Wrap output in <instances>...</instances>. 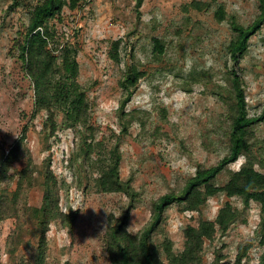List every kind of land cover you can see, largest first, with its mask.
<instances>
[{
    "label": "rangeland",
    "instance_id": "obj_1",
    "mask_svg": "<svg viewBox=\"0 0 264 264\" xmlns=\"http://www.w3.org/2000/svg\"><path fill=\"white\" fill-rule=\"evenodd\" d=\"M40 1L0 0V140L10 149L29 124L25 148L39 168L51 155L61 209L77 212L73 228L51 225L46 264H111L102 235L110 214L122 216L130 198L124 193L97 191L93 168L79 155L80 139L72 131L60 130L46 150L41 133L45 115L39 113L32 123L28 120L34 109V90L18 57V40L26 31L30 11ZM194 1L208 4V9L186 10ZM136 4L137 0H85L75 10L65 5L63 22L56 25L57 34L64 33L78 49L79 82L93 103L94 120L102 130L97 140L111 129L119 132L122 128L118 109L127 93L120 82L127 67L135 64L146 72L126 107L134 122L121 143V176L131 179L139 194L129 221V231L134 234L151 222L156 200L179 192L199 167L216 165L229 154L231 120L226 100L232 62L228 47L235 35L230 19L235 16L240 24L249 26L260 14L259 0H144L141 8ZM220 6L226 14L222 22L216 17ZM154 38L163 40L166 47L158 58ZM119 40L121 62L115 63L110 50ZM240 68L250 114L259 116L264 109V25L250 39ZM253 133L251 160L260 169L264 167V122ZM23 154L26 159L24 150ZM247 161L243 156L231 164L218 178V185H225L230 172ZM16 174L3 183L11 192L17 187ZM42 196L39 185L21 196L19 206H39ZM227 201L241 213L227 233L219 232L214 241L205 243L204 262L212 264L220 252L224 261L233 263L240 248L250 243L246 264L257 263L264 252L261 206L251 202L246 207L242 198L230 199L225 193L210 198L202 214L173 204L153 233L154 241L171 240L173 251L181 253L186 227L198 224L200 215L215 220ZM21 222L23 243L14 249L9 238L17 231V220L10 217L0 223V264H33L34 222L24 216Z\"/></svg>",
    "mask_w": 264,
    "mask_h": 264
},
{
    "label": "trees",
    "instance_id": "obj_2",
    "mask_svg": "<svg viewBox=\"0 0 264 264\" xmlns=\"http://www.w3.org/2000/svg\"><path fill=\"white\" fill-rule=\"evenodd\" d=\"M83 1L85 0H70L69 3L66 0L38 2L30 11L26 31L21 33L22 37L18 40V57L34 90V109L28 120L32 123L39 113L46 117L41 131L45 136V149H51L50 141L58 138L60 130L72 131L80 139L79 155L93 168L97 191L124 193L131 200L122 216L117 218L110 214L106 232L102 235L104 249L111 264H205V243L214 241L219 232L227 233L241 213L230 201L221 207L215 220H208L200 215L198 224L186 227L184 249L179 254L173 251L171 240L157 244L153 233L173 204L182 206L183 211L202 214L208 200L221 193H225L230 199L242 198L246 207L251 202L260 204L261 243L264 244V167L259 169L251 160L254 155L253 130L256 125L264 122V109L261 115L251 116L240 68L241 60L249 50L250 39L264 25V0H259L260 14L251 25L240 24L235 16L230 19L235 35L228 47L232 62L227 71L231 90L226 100L231 120L227 134L229 154L216 165L199 167L179 192L167 193L156 200L153 203L151 222L137 234L129 231V221L139 194L133 187L132 180H124L121 176V143L130 133L129 128L134 122L133 113L126 111V107L146 72L135 64L127 67L120 82L127 93L118 109L122 128L119 132L111 129L108 135L102 134L101 139L97 140L98 132L102 130L94 120L93 103L79 82L78 49L67 40L64 33L59 35L56 32V25L63 22L65 5L75 10L81 7ZM143 2L144 0H137V8H141ZM191 8L204 11L208 9V4L194 1L186 6V10ZM225 16L224 7L220 6L216 11L218 21H224ZM153 43L154 53L158 58L166 51L165 43L160 38H154ZM119 47L120 40L112 43L110 57L115 63L121 62ZM59 116L63 117L62 122L58 121ZM29 129V124H26L20 138L10 149H6L0 140V223L10 217L17 220V231L9 238V243L13 245L11 248L14 249L19 242L23 243L22 217L31 219L34 222L33 264H46L47 233L51 225L60 223L63 227L73 228L77 212L65 213L61 209L60 186L53 171L51 155L45 158L39 168L25 148ZM108 141L110 145H107ZM23 150L27 154L26 159L23 158ZM76 156L78 157L77 153ZM243 156L247 158V163L230 172V178L225 185H218V178ZM15 174L18 177L17 187L11 192L3 183L9 178L13 179ZM39 185L43 188L41 204L28 206L24 203L20 207L21 196ZM251 246L248 243L240 248L233 263L224 261L220 252L216 253L212 264H246ZM253 264H264V252L259 261Z\"/></svg>",
    "mask_w": 264,
    "mask_h": 264
},
{
    "label": "built area",
    "instance_id": "obj_3",
    "mask_svg": "<svg viewBox=\"0 0 264 264\" xmlns=\"http://www.w3.org/2000/svg\"><path fill=\"white\" fill-rule=\"evenodd\" d=\"M42 30V29H41Z\"/></svg>",
    "mask_w": 264,
    "mask_h": 264
}]
</instances>
